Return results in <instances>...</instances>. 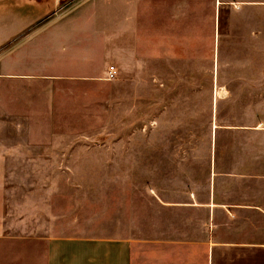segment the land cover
<instances>
[{
  "label": "rangeland",
  "instance_id": "1",
  "mask_svg": "<svg viewBox=\"0 0 264 264\" xmlns=\"http://www.w3.org/2000/svg\"><path fill=\"white\" fill-rule=\"evenodd\" d=\"M103 2L88 79L5 76L44 72L20 52L55 18L0 28V264H43L51 237L146 239L166 219L194 233L200 216L163 202L203 198L213 156L264 142V0Z\"/></svg>",
  "mask_w": 264,
  "mask_h": 264
},
{
  "label": "crops",
  "instance_id": "2",
  "mask_svg": "<svg viewBox=\"0 0 264 264\" xmlns=\"http://www.w3.org/2000/svg\"><path fill=\"white\" fill-rule=\"evenodd\" d=\"M96 2L69 0L58 6L59 0H0L3 38L27 30L40 19L55 18L42 26L44 29L36 35L35 56L29 54V50L20 52L18 67L31 65L28 61L35 57V66L44 67V72L5 71V76L57 78L61 76V70H67L72 78H91L88 71L95 56L90 45L94 42L102 47L104 56L109 33L106 20L100 15L104 2ZM125 23L122 20V30ZM123 33L129 34L131 30L119 32ZM6 61L11 60L6 58ZM8 65L12 63H6L4 67ZM255 129L264 131V128ZM251 142L257 144L249 145ZM243 143L245 148L241 158L230 160L229 155L226 164L221 157L219 160L217 156L212 157L209 183L203 198L190 193L183 201L163 202L167 210L181 213L194 210L200 216L196 219L194 233L189 234L184 228L187 219L183 223L180 220L179 225L166 219L163 233L149 234L146 239H141L139 233L130 239L123 236L51 237L44 239L42 263L264 264V149H261L264 142L245 140ZM251 147L258 149L252 153Z\"/></svg>",
  "mask_w": 264,
  "mask_h": 264
},
{
  "label": "built area",
  "instance_id": "3",
  "mask_svg": "<svg viewBox=\"0 0 264 264\" xmlns=\"http://www.w3.org/2000/svg\"><path fill=\"white\" fill-rule=\"evenodd\" d=\"M117 72L118 71L114 65L108 66L106 71H105L104 79L105 80H113L116 77Z\"/></svg>",
  "mask_w": 264,
  "mask_h": 264
}]
</instances>
